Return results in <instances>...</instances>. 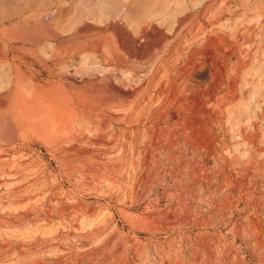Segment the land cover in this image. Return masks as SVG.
Segmentation results:
<instances>
[{
    "label": "rangeland",
    "instance_id": "obj_1",
    "mask_svg": "<svg viewBox=\"0 0 264 264\" xmlns=\"http://www.w3.org/2000/svg\"><path fill=\"white\" fill-rule=\"evenodd\" d=\"M0 264H264V0H0Z\"/></svg>",
    "mask_w": 264,
    "mask_h": 264
},
{
    "label": "bare ground",
    "instance_id": "obj_2",
    "mask_svg": "<svg viewBox=\"0 0 264 264\" xmlns=\"http://www.w3.org/2000/svg\"><path fill=\"white\" fill-rule=\"evenodd\" d=\"M127 1V0H126ZM108 2V1H107ZM123 2V1H122ZM260 2V1H259ZM261 3V2H260ZM111 4V3H110ZM122 3H120L119 5H121ZM126 4V3H125ZM141 4H142V2H141ZM144 4V3H143ZM109 6V5H108ZM124 8V7H123ZM128 8H130V7H128ZM120 9V8H119ZM104 10H106V9H104ZM128 12H130L129 10H127ZM132 12H133V10H131ZM107 12V11H106ZM114 12V11H113ZM139 13V12H138ZM143 13V12H142ZM129 14V13H128ZM137 14V13H136ZM106 15H107V13H106ZM130 15V14H129ZM131 16V15H130ZM134 16V15H133ZM141 16H142V14H141ZM132 17V16H131ZM135 18V17H134ZM119 21V20H118ZM123 23V22H122ZM122 23H120V24H122ZM118 25V24H117ZM123 25V24H122ZM120 28H122V27H120ZM128 35V34H127ZM119 57H120V54H119ZM231 60V59H230ZM129 92V91H128ZM161 92V91H160Z\"/></svg>",
    "mask_w": 264,
    "mask_h": 264
}]
</instances>
